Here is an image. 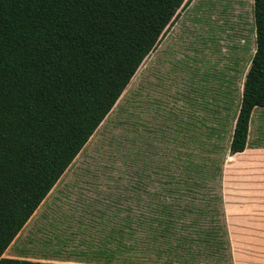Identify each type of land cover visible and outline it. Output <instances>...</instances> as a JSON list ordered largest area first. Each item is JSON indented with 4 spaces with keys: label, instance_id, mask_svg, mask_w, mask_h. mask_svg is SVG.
<instances>
[{
    "label": "trees",
    "instance_id": "trees-1",
    "mask_svg": "<svg viewBox=\"0 0 264 264\" xmlns=\"http://www.w3.org/2000/svg\"><path fill=\"white\" fill-rule=\"evenodd\" d=\"M188 1L0 0V264H57L2 255ZM253 13L256 48L231 154L246 146L253 109L264 108V0H253ZM181 181L185 192L153 194L136 215L111 221L112 245L100 251L118 264L225 260L220 194H200L192 177Z\"/></svg>",
    "mask_w": 264,
    "mask_h": 264
},
{
    "label": "rangeland",
    "instance_id": "rangeland-1",
    "mask_svg": "<svg viewBox=\"0 0 264 264\" xmlns=\"http://www.w3.org/2000/svg\"><path fill=\"white\" fill-rule=\"evenodd\" d=\"M177 13L29 219L18 244H29L30 256H96L106 225L136 215L153 194L185 192L181 180L191 177L200 194H220L228 249L219 264H232L233 249H243L238 237L233 248L222 192L264 189V152L241 161L228 149L256 48L253 0H189ZM190 163L206 174L186 172ZM80 240L84 249L74 245Z\"/></svg>",
    "mask_w": 264,
    "mask_h": 264
},
{
    "label": "crops",
    "instance_id": "crops-1",
    "mask_svg": "<svg viewBox=\"0 0 264 264\" xmlns=\"http://www.w3.org/2000/svg\"><path fill=\"white\" fill-rule=\"evenodd\" d=\"M257 108L262 107H255L251 113L247 142L244 150L234 154L229 152V158L241 161H250L252 160L251 158H253L252 156L258 153L255 151H259V153L264 152L262 147L264 145V110H259L256 112L255 109ZM253 127L254 133L252 132ZM252 133L254 134L256 141L250 142ZM260 141H262V143L254 145ZM247 164L252 165V163ZM222 196L224 200L225 219L229 225L230 233L233 235V248L234 246H238L237 243L234 244L237 237V241H240L239 245L243 246V249H241L240 246L236 250L233 249L232 264H264V189L224 190L222 192ZM47 197L48 195L46 198ZM46 198L44 200H46ZM39 209L40 205L32 214V216H36ZM28 221L7 247L2 255L3 257L28 259L57 264H118V259L115 257L110 259L109 256L106 257L107 254L100 251L101 248H104V243L107 242V247H111L112 245L108 240H106L109 237L108 232L103 234L104 236L98 239V242H95V248L98 254L90 258H85L83 256H73L70 254H57L55 257L38 258L30 256L29 254L31 252L29 251V244H18V240L25 236ZM105 228L106 231H109L110 225H106ZM74 245H78L80 248H83L85 243L81 242L80 240L76 241V244Z\"/></svg>",
    "mask_w": 264,
    "mask_h": 264
}]
</instances>
